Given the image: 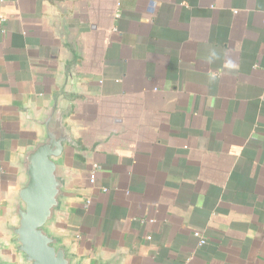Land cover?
I'll return each mask as SVG.
<instances>
[{
    "label": "crops",
    "instance_id": "0c3cea01",
    "mask_svg": "<svg viewBox=\"0 0 264 264\" xmlns=\"http://www.w3.org/2000/svg\"><path fill=\"white\" fill-rule=\"evenodd\" d=\"M0 15V202L40 132L18 108L71 71L86 153L64 151L78 195L56 227L76 255L264 264V0H0Z\"/></svg>",
    "mask_w": 264,
    "mask_h": 264
},
{
    "label": "water",
    "instance_id": "95a60500",
    "mask_svg": "<svg viewBox=\"0 0 264 264\" xmlns=\"http://www.w3.org/2000/svg\"><path fill=\"white\" fill-rule=\"evenodd\" d=\"M81 89L71 71L57 80V89L36 110L29 104L18 108L25 121L39 127V136L12 163L22 175L18 190L4 205L7 219L0 225V264H90L76 255L67 234L56 227L68 212V204L78 192L71 185L74 174L66 168L63 154L70 147L76 154L81 149L71 125L67 123L74 100ZM8 244L17 257L6 253ZM122 257L97 255L91 264H121Z\"/></svg>",
    "mask_w": 264,
    "mask_h": 264
},
{
    "label": "rangeland",
    "instance_id": "374dc122",
    "mask_svg": "<svg viewBox=\"0 0 264 264\" xmlns=\"http://www.w3.org/2000/svg\"><path fill=\"white\" fill-rule=\"evenodd\" d=\"M4 205H5L4 202H0V225H1V223H2L3 221H6V220H7V219L5 218V216H4ZM0 235H1L6 241H8V236H6V235H4V234H2V233H0ZM6 253H9V254H11L12 256L17 257V255L13 252V247H12L10 244H8V249H7Z\"/></svg>",
    "mask_w": 264,
    "mask_h": 264
},
{
    "label": "built area",
    "instance_id": "2783aa9c",
    "mask_svg": "<svg viewBox=\"0 0 264 264\" xmlns=\"http://www.w3.org/2000/svg\"><path fill=\"white\" fill-rule=\"evenodd\" d=\"M4 20H5V17L2 16V15H0V21L3 22ZM89 181H90L91 183H94V182H95V173H94V172H92V173L90 174ZM193 235H194L195 237L198 238V242H199V244H203V243L206 242V239L200 234L199 231H195V232L193 233Z\"/></svg>",
    "mask_w": 264,
    "mask_h": 264
}]
</instances>
